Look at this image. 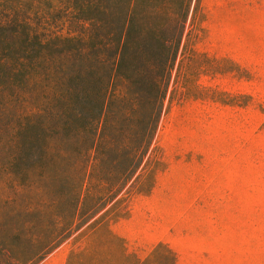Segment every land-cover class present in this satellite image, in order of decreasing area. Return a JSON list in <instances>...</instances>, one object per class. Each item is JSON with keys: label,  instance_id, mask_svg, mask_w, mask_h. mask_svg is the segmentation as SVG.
<instances>
[{"label": "rangeland", "instance_id": "1", "mask_svg": "<svg viewBox=\"0 0 264 264\" xmlns=\"http://www.w3.org/2000/svg\"><path fill=\"white\" fill-rule=\"evenodd\" d=\"M163 10L146 33L133 13L113 74L79 72L62 86L70 93L66 105L59 101L64 132L76 130L88 145L96 130L103 135L84 157L93 163L89 185L127 178L32 264H163L159 244L174 264H264V0H167ZM38 134L14 151L0 184L16 228L0 250L29 255L47 245L57 215L75 205L71 180L44 195L32 184L46 156ZM141 135L147 146L134 167ZM96 218L103 220L94 231Z\"/></svg>", "mask_w": 264, "mask_h": 264}, {"label": "trees", "instance_id": "2", "mask_svg": "<svg viewBox=\"0 0 264 264\" xmlns=\"http://www.w3.org/2000/svg\"><path fill=\"white\" fill-rule=\"evenodd\" d=\"M155 1L0 0V184L9 176L14 151L30 135V142L37 140L41 128L43 154L46 153L41 165L44 171L38 174L37 181L31 182L36 183L35 189L44 195L53 190L54 182L71 180L69 194L75 195L76 199L73 211L71 207V212L65 209L57 215L58 230L47 245L29 251V255L25 250L13 253L11 248L3 246L0 264H32L43 258L54 245L75 231L77 218L85 216L86 222L124 185L126 176L115 183L107 177H100L98 184L89 185L88 168L93 163L88 165L84 157L91 148L101 144L103 135L96 130L92 145H88V140L76 130L73 129V134L64 132L60 118L67 109L59 106V101L64 103L70 94L69 89L62 86L69 78L80 77L79 72L92 76L94 69L96 72L113 74L120 67L127 43L124 30L126 25L133 22V13L136 11L140 20V33L150 31L155 14L165 17L163 9L167 0H159L157 10L153 9ZM120 96L118 93L117 97ZM52 129L55 130L44 133ZM29 131L35 134H29ZM145 138L146 135H141L136 141L134 167L140 164L146 149ZM74 152L76 159L69 162L68 158ZM95 187L96 190L91 191ZM87 201L92 204L87 206ZM8 203L6 197L0 196L2 242L8 240L16 230ZM80 207L83 212L82 209L79 212ZM40 216L46 220L44 213ZM102 220L96 218L90 228L97 230ZM60 223L63 224L62 228H58ZM51 234L44 231L39 236L49 238ZM157 247L163 249V264L175 263L174 253L166 245L159 244ZM122 248L124 250V245ZM77 254L73 252L71 260Z\"/></svg>", "mask_w": 264, "mask_h": 264}]
</instances>
